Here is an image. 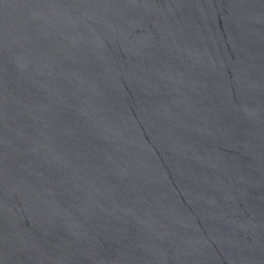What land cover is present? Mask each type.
<instances>
[{
  "label": "water",
  "instance_id": "obj_1",
  "mask_svg": "<svg viewBox=\"0 0 264 264\" xmlns=\"http://www.w3.org/2000/svg\"><path fill=\"white\" fill-rule=\"evenodd\" d=\"M0 264H264V0H0Z\"/></svg>",
  "mask_w": 264,
  "mask_h": 264
}]
</instances>
